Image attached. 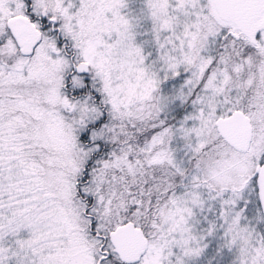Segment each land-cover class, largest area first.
Here are the masks:
<instances>
[{
	"label": "snow or ice",
	"instance_id": "snow-or-ice-1",
	"mask_svg": "<svg viewBox=\"0 0 264 264\" xmlns=\"http://www.w3.org/2000/svg\"><path fill=\"white\" fill-rule=\"evenodd\" d=\"M0 264H264V0H0Z\"/></svg>",
	"mask_w": 264,
	"mask_h": 264
}]
</instances>
